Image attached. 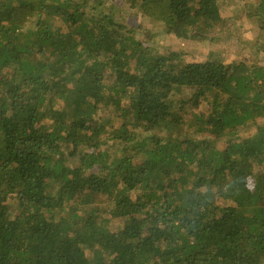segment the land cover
<instances>
[{
	"label": "trees",
	"instance_id": "trees-1",
	"mask_svg": "<svg viewBox=\"0 0 264 264\" xmlns=\"http://www.w3.org/2000/svg\"><path fill=\"white\" fill-rule=\"evenodd\" d=\"M109 1L0 0V264H264V55L153 54ZM122 3L180 39L228 25Z\"/></svg>",
	"mask_w": 264,
	"mask_h": 264
},
{
	"label": "rangeland",
	"instance_id": "rangeland-1",
	"mask_svg": "<svg viewBox=\"0 0 264 264\" xmlns=\"http://www.w3.org/2000/svg\"><path fill=\"white\" fill-rule=\"evenodd\" d=\"M257 2L258 0H218L221 16L228 20V25L226 23L212 34L213 41L180 39L168 35L155 22L142 18L140 13L119 10L123 7L122 0L109 1L106 10L114 12L118 21L126 27H138L137 33L143 42H147L146 45L153 54L181 53L186 62H206L215 58L226 64L235 61L262 64L264 31L249 18ZM202 110L206 112L207 108L202 107ZM102 116L108 115L104 113ZM113 221L114 227L122 223Z\"/></svg>",
	"mask_w": 264,
	"mask_h": 264
}]
</instances>
